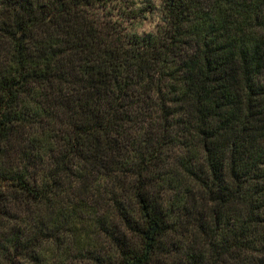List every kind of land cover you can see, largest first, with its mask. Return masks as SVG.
Instances as JSON below:
<instances>
[{"label": "trees", "instance_id": "16d2710c", "mask_svg": "<svg viewBox=\"0 0 264 264\" xmlns=\"http://www.w3.org/2000/svg\"><path fill=\"white\" fill-rule=\"evenodd\" d=\"M0 0V264H264V0Z\"/></svg>", "mask_w": 264, "mask_h": 264}, {"label": "rangeland", "instance_id": "374dc122", "mask_svg": "<svg viewBox=\"0 0 264 264\" xmlns=\"http://www.w3.org/2000/svg\"><path fill=\"white\" fill-rule=\"evenodd\" d=\"M165 1L166 0H137L139 6L145 9V18L138 28L139 33L154 32L162 25V13Z\"/></svg>", "mask_w": 264, "mask_h": 264}]
</instances>
